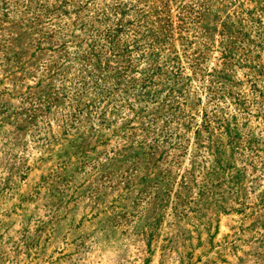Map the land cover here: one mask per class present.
Wrapping results in <instances>:
<instances>
[{"label":"rangeland","instance_id":"1","mask_svg":"<svg viewBox=\"0 0 264 264\" xmlns=\"http://www.w3.org/2000/svg\"><path fill=\"white\" fill-rule=\"evenodd\" d=\"M0 264H264V0H0Z\"/></svg>","mask_w":264,"mask_h":264},{"label":"trees","instance_id":"2","mask_svg":"<svg viewBox=\"0 0 264 264\" xmlns=\"http://www.w3.org/2000/svg\"><path fill=\"white\" fill-rule=\"evenodd\" d=\"M114 11L118 12L119 9L114 7ZM123 15L122 13H117L115 16ZM116 22H119V20H116ZM134 29L129 31V27H122L121 24H116L113 27H116L115 30L113 29H107L104 33V35H100L103 37L106 43H108L110 46L112 42L117 37L116 34H119L122 32V29L124 32H131V34L126 35L127 39L126 41H123L122 44L126 46L124 49L121 47L120 42L121 40H117L116 43H114L113 46L116 47V51L112 52V59L119 60L120 54L124 56V65H118L117 62L112 61V63L116 64V67L114 68L116 74L120 75L123 79H126V84L131 86V89H134L137 93L138 98L145 101L146 99L152 100L153 94L157 92V90L153 91L154 88L160 89V91L164 88H168V83H172L173 85L176 84L178 81H182L185 79L184 77V68L181 66V63L168 59L167 61H163V57L160 55L161 49L159 48V44L162 43L159 37L156 35H151L149 39L154 40L150 42H146L144 44H141L139 42V32L140 25L138 24H129ZM127 28V29H126ZM128 30V31H127ZM151 34L153 31L150 29L148 30ZM130 36V37H129ZM111 39V40H110ZM147 39V41L149 40ZM118 42V43H117ZM113 48H111L112 50ZM130 49H132L133 54H141L140 59L146 60L144 67L141 68V71L132 73L137 74L138 77L134 78L133 76H128V72H131L133 70L134 62L132 59V53L130 52ZM121 52V53H120ZM105 69H109L108 65L105 63ZM104 69V70H105ZM124 75V76H122ZM212 76V75H211ZM213 77V76H212ZM100 80V78H99ZM210 85L212 83L210 82ZM105 86L104 88H98L101 89L103 92L108 93L109 87ZM208 91L212 92L211 89L208 87ZM169 93L175 94L174 96H168L167 101H176L178 98H180V92L175 89L168 88ZM149 102V101H146ZM113 109L117 110L115 107Z\"/></svg>","mask_w":264,"mask_h":264}]
</instances>
